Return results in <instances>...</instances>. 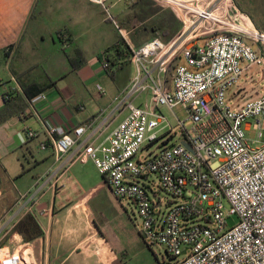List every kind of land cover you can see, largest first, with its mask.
I'll return each mask as SVG.
<instances>
[{"label":"built area","instance_id":"1","mask_svg":"<svg viewBox=\"0 0 264 264\" xmlns=\"http://www.w3.org/2000/svg\"><path fill=\"white\" fill-rule=\"evenodd\" d=\"M89 1L107 10L111 0ZM163 1L181 19V29L168 42L154 38L133 47L115 22L136 68L113 112L126 111L125 118L101 142L108 120L71 132L48 124L52 139L40 148L53 149L58 166L35 195L47 184L57 188L76 160L87 155L112 194L135 209L142 236L163 246L174 264H264V95L237 106L228 96L239 89L244 64L248 69L264 63L263 51L253 47L264 46V31L236 0ZM101 67L115 68L107 55ZM100 92L105 94L101 87ZM144 93L148 99L137 105ZM46 99L42 94L33 103ZM179 106L191 126L178 120L183 133L177 139L160 107L174 113ZM250 120L260 129L254 142L246 135ZM25 133L30 140L39 137L30 127ZM160 192L170 197L168 203ZM233 216L238 223L228 228ZM0 264H24V258L0 248Z\"/></svg>","mask_w":264,"mask_h":264},{"label":"crops","instance_id":"2","mask_svg":"<svg viewBox=\"0 0 264 264\" xmlns=\"http://www.w3.org/2000/svg\"><path fill=\"white\" fill-rule=\"evenodd\" d=\"M236 4L240 9L237 0ZM97 7L102 6L89 0H0V112L9 92L26 99L23 85L36 84L30 90L34 99L47 96L0 125V243L7 231L11 232L0 248L22 254L24 264L128 263L122 244L105 227L98 226L96 196L91 190L82 192L83 181L72 180L70 174L77 163L57 188L47 184L43 193L35 195L44 184V176L58 166L54 150L40 148L52 139L48 124L71 132L78 126L108 120L109 126L98 137L101 142L127 114L113 112L134 77L113 94L105 90L102 96L108 94L109 99L99 106L94 100L88 102L83 92L87 85L81 82L94 72L100 76L102 69L90 73L88 65L94 62L90 58L72 70L66 55L74 54L80 36L77 29L83 24L91 27V21H83L82 14ZM129 65L133 64L118 70ZM39 68L41 72H35ZM37 89L44 91L37 93ZM26 127L38 131L39 137L28 139ZM64 192L66 202H57V194ZM22 221L32 223L30 238L18 230Z\"/></svg>","mask_w":264,"mask_h":264},{"label":"rangeland","instance_id":"3","mask_svg":"<svg viewBox=\"0 0 264 264\" xmlns=\"http://www.w3.org/2000/svg\"><path fill=\"white\" fill-rule=\"evenodd\" d=\"M237 2L250 21L264 31V0H237ZM106 7L107 10L104 7H97L95 10L82 14V17L84 16L83 21H91V27L85 28L83 24L81 29H77L80 36L75 45V49H80L83 52L85 59L91 58L96 63L93 65L94 62H90L89 67L87 66L91 70L90 73L98 68L102 69V76L97 74L95 76L94 72L92 77L89 76L81 82L82 86H84V83L87 85V91L82 89L86 93L88 102L94 100L99 106L106 105L109 99L108 94L106 97L102 96L100 87L109 94H113L119 88L121 89L128 78H133L136 75L134 65H129L121 70L115 67L110 75L99 65L105 52L112 48L122 37L116 23L124 33H127V39L133 47H139L150 40L151 37L143 31L144 27L158 26L161 22H167L168 24L177 21L181 23L178 13L163 0H111L107 2ZM160 39L164 40V38ZM126 43L128 44L127 41ZM253 47L255 51H263L264 53V46L254 44ZM24 51L21 50L20 53H24ZM61 55H63L62 52ZM17 56L21 55L18 54ZM56 61L57 59H54L55 65H57ZM247 65L248 63L244 64L246 72L240 81L239 89H233L228 95L233 106L248 100H256L264 95V63L253 64L248 69ZM35 72H41V69H36ZM234 92L239 93L238 98L232 95ZM146 98L148 99V94L144 93L135 103L141 105ZM160 112L174 126L177 139H180L183 133L182 128L177 126L178 120L185 122L187 128L191 126L189 115L181 106L176 108L174 113L166 107H160ZM249 123L251 129L246 132L247 138L252 142L257 141L260 132L259 126L254 120H250ZM262 129L264 131V121ZM75 163L77 165L70 174L73 177L72 180L79 179L80 183L83 181L84 188L82 192L91 190L93 195L96 196L94 209L98 216V226L105 227L122 244L125 249L124 256L127 259V264H174V261L166 254L163 246L153 245L142 236L143 222L138 217L135 209L127 201H119L110 192L108 184H105L103 175L94 161L89 156L83 155ZM160 195L163 202L168 203L170 197L163 192H160ZM64 196L65 192L57 194V202L65 203ZM237 223L238 218L234 216L227 220L228 228ZM10 235L11 232L7 231L6 237L3 238L0 246L7 242Z\"/></svg>","mask_w":264,"mask_h":264},{"label":"trees","instance_id":"4","mask_svg":"<svg viewBox=\"0 0 264 264\" xmlns=\"http://www.w3.org/2000/svg\"><path fill=\"white\" fill-rule=\"evenodd\" d=\"M180 25L181 23L177 21H172V23L168 24L167 22H161L158 26H152L150 28L144 27L143 31L145 32V34L151 37L150 40L158 37L164 38L165 41H168L180 29ZM131 54L132 51L129 45L126 43V40L123 37H120L117 43L112 48H109L104 55L108 56V59L113 64V66L120 68L123 65L130 64ZM66 55L72 70H77L82 64L86 62L85 56L80 49H75L73 55H70L69 53H67ZM111 56H113L114 58ZM106 73L111 74L110 71H106ZM34 86H36V84L23 85L26 99L19 97V95H17V92L15 91H11L6 94V105L5 108L0 112V125L10 118H13L15 115H19L22 111L25 112L26 109L30 108V104L33 102L35 97V95L31 93L30 90ZM43 91L44 89H37V93H41ZM31 225V222L22 221L18 226V230L25 236H27V238H30L28 237V234L30 232Z\"/></svg>","mask_w":264,"mask_h":264}]
</instances>
